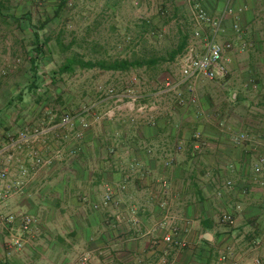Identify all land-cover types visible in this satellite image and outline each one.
<instances>
[{
  "label": "crops",
  "instance_id": "obj_1",
  "mask_svg": "<svg viewBox=\"0 0 264 264\" xmlns=\"http://www.w3.org/2000/svg\"><path fill=\"white\" fill-rule=\"evenodd\" d=\"M121 1L109 0L113 16ZM160 3L162 14H172L168 26L183 35L185 49L192 36L185 30L196 27L194 5L217 17L230 3L235 14L226 17L222 36L234 44L225 57L226 85L197 89L195 110L147 104V95L136 104L130 90L116 91L123 97L110 102L107 118H88L86 129L77 122L71 133L43 127L41 140L6 151L13 160L0 189L17 181L23 188L0 202V264H77L85 253L94 264H158L166 250V215L174 217L179 237L188 243L177 253L179 264L264 259V171L255 170L264 162V0ZM236 22L240 33L233 29ZM19 117L0 131V147L25 124L43 129L34 117ZM57 150L62 155L54 164L34 168L31 153L50 156ZM22 167L28 169L25 177ZM108 190L112 200L105 204ZM225 213L234 216V225L222 221ZM9 215H29L35 223L25 233L20 219L6 221ZM11 234L22 236L23 249L8 248Z\"/></svg>",
  "mask_w": 264,
  "mask_h": 264
},
{
  "label": "rangeland",
  "instance_id": "obj_2",
  "mask_svg": "<svg viewBox=\"0 0 264 264\" xmlns=\"http://www.w3.org/2000/svg\"><path fill=\"white\" fill-rule=\"evenodd\" d=\"M108 2L0 0V109L7 106L0 112V120L5 123H0V131H8V126L11 129L19 116L29 115L36 119L33 122L39 128H60L61 119L70 115L73 126L68 133L76 130L77 122L86 129L88 118H107L108 114H104L111 110L110 102L123 97L116 91L126 89L130 90L127 95L131 101L130 97L141 101L147 95V104L158 107L162 103L164 109L174 104L185 110L199 108L200 95L196 91L191 94L187 87L181 91V97L162 93L167 81L180 76V56L173 59L172 55L183 44L184 37L168 26L172 14H162L161 0H122L114 16ZM162 22L166 23L160 27ZM192 30L190 26L185 31L188 35ZM36 34L47 44L37 59V75L30 63L35 56ZM118 60L142 65L128 71L86 69L79 65V61ZM70 61L74 62V69L59 73ZM150 61H155V65H148ZM226 76L202 80L196 90L211 85L223 88ZM34 83L36 89H31ZM111 90L120 98L114 97ZM221 97L217 92L218 102ZM98 106L102 107L97 111ZM28 111L31 114H26ZM25 128L30 129L27 124L22 127Z\"/></svg>",
  "mask_w": 264,
  "mask_h": 264
},
{
  "label": "built area",
  "instance_id": "obj_3",
  "mask_svg": "<svg viewBox=\"0 0 264 264\" xmlns=\"http://www.w3.org/2000/svg\"><path fill=\"white\" fill-rule=\"evenodd\" d=\"M235 14L234 9L229 4L226 5L224 11L217 17H213L207 13V11L198 3L193 7L192 19L195 24V29L192 32L190 41L185 51L180 55L178 60L179 66V78L176 80L167 81L162 93H175L176 95H182L181 91L187 87L188 91L193 94L196 91V86L202 80H215L222 78L227 74V67L225 65L226 54L234 49V44L231 41H223L222 36L225 34L224 22L226 17L233 16ZM233 29L236 33H240V25L238 22L234 23ZM240 39V37H239ZM116 98L120 96L116 95L113 90L110 91ZM179 97V98H180ZM132 98V101H137L136 98ZM73 126V118L70 115H65L59 122V127L64 131H69ZM84 124V127H87ZM47 133L46 129H24L18 133L17 136H9L6 140V144L0 147V182L7 180L9 175L8 166L12 163L13 154L5 155L8 150L20 151L24 146L34 144L42 139ZM200 134H197L199 137ZM244 138V136L242 137ZM198 148V147H196ZM182 149V145H177L176 150L179 152ZM62 150L55 151L50 156H41L36 153H31L33 159L34 168L41 166H50L61 158ZM257 172L264 171V162H260L255 165ZM22 177L27 176L28 169L22 167L20 170ZM226 187H231L232 182L227 181ZM166 188V186H164ZM23 188V182L17 181L5 189H0V202L5 201L12 193V191H20ZM112 200L111 191L108 190L105 196V204H108ZM239 209V207H238ZM0 219L3 217L0 214ZM17 219L21 220L22 232L28 233L31 226L35 223L33 217L29 215H9L6 217V221L11 224ZM222 221L234 225L235 218L232 214L225 213L221 217ZM173 216L166 215L162 226L168 229V232L163 237V243L166 246L164 254L158 259V264H179L177 260V253L185 250L188 247V243L179 237V229L174 222ZM7 246L11 250H21L24 247V240L21 235L11 234L7 240ZM231 255V251L228 254L221 256V261H226L228 256ZM77 264H94L93 258L89 253L81 255ZM106 264H109L108 262ZM254 264H264V259H255Z\"/></svg>",
  "mask_w": 264,
  "mask_h": 264
},
{
  "label": "trees",
  "instance_id": "obj_4",
  "mask_svg": "<svg viewBox=\"0 0 264 264\" xmlns=\"http://www.w3.org/2000/svg\"><path fill=\"white\" fill-rule=\"evenodd\" d=\"M36 50H35V56L33 58H31L30 63H31V67L34 70L35 75H37V69H38V62L37 59L38 57L43 53L44 47H46V43H42L40 41L39 36L36 34ZM185 49V45L180 46L176 52L174 53V55H172V58L174 59L176 55H179L180 53H182ZM155 61H150L148 63V65L153 66L155 65ZM74 62L70 61L68 62L66 65H63L60 70L59 73H65V72H69L72 71ZM79 65L82 68H86V69H94V68H99L101 70H106V71H128L131 68H134L136 66H141L142 63L134 61V62H130L128 60H123V61H113V62H109V61H99V62H83V61H79ZM31 89H36V84H32V88ZM21 100V99H20Z\"/></svg>",
  "mask_w": 264,
  "mask_h": 264
}]
</instances>
